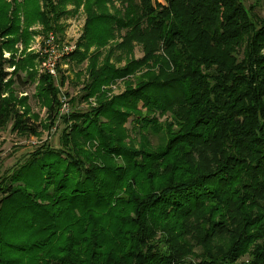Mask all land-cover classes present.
Wrapping results in <instances>:
<instances>
[{
  "label": "trees",
  "instance_id": "obj_1",
  "mask_svg": "<svg viewBox=\"0 0 264 264\" xmlns=\"http://www.w3.org/2000/svg\"><path fill=\"white\" fill-rule=\"evenodd\" d=\"M102 1L0 0V66L13 67L0 77L23 92L18 72L37 55L16 62L17 45H29L35 24L62 35L69 6L87 16L77 55L90 60L85 99L145 68L0 181V264H264V15L245 0H121L113 13ZM116 36L109 54L137 41L143 57L120 71L107 55L96 68ZM58 71L44 72L48 93L36 91L59 108L68 94ZM151 111L169 115L161 123ZM158 128L165 143L126 147L129 132Z\"/></svg>",
  "mask_w": 264,
  "mask_h": 264
},
{
  "label": "rangeland",
  "instance_id": "obj_2",
  "mask_svg": "<svg viewBox=\"0 0 264 264\" xmlns=\"http://www.w3.org/2000/svg\"><path fill=\"white\" fill-rule=\"evenodd\" d=\"M245 3L246 6L255 4L256 12L259 15H264V0L258 2L256 0H245ZM101 4L109 8V13L113 11L112 9L120 10L126 6V3L121 0H104ZM68 9L67 15L61 19L64 30L60 36H62V40L65 43L73 47V50L61 61L60 76L63 79L55 84L63 94L67 92L68 95L65 96L68 99L69 111L61 113V105L58 108L57 99L51 105L50 99L44 98L45 91H36V88H39V90L42 88H49L50 90L51 88L50 83L49 85L44 82V79H47V77L42 70L41 60L37 52L41 39L46 35L43 33L40 24H35L31 27L33 35L29 45L23 47L21 44H18L16 47L17 51L14 52V60L16 62L29 54L37 55V59L34 60L31 68L25 67L18 72L23 80H28V84L25 87L26 92H23L22 87L15 82L14 76H8L7 79H4L3 76L0 77V114H3L2 121L0 122L1 182H5L7 179L10 181L13 178L12 171L15 165L19 164L20 160H23L32 150L39 149L40 147H58L59 138L70 133L73 124L84 123V120L88 122V118L94 116L102 101L108 102L111 98L123 92L127 86H133L132 82L135 76L145 70V68L140 70L137 67L131 72L132 74H128L124 78L114 81L112 84L102 85L99 95L90 96L85 99L83 94L88 90L85 84L87 83V75L90 69V60L87 58L81 60L77 55L84 50V46H79V44L87 16L83 5H80L76 9L69 6ZM125 32L126 29H122L117 34L125 36ZM120 42H122L121 36H116L113 41L110 40L108 45L101 48V52L97 55L96 68L103 65L107 55L110 56L108 60L109 65L118 68L120 71L129 66L130 62L140 61L145 51L141 43L137 41L132 42V47L129 50L125 45L122 49L115 50L114 53L111 52L109 54L108 50L112 45L114 46ZM97 50V47L91 46L89 54L93 55ZM127 50L129 53H127ZM10 56L11 53L3 52L2 58L7 59ZM118 57H120V60H117ZM12 72L13 67L9 65L5 67L0 66L1 74H11ZM46 92L48 93L47 89ZM103 96L104 99H102ZM148 114L162 123L165 121L166 116L169 115V112L161 114L158 111H151ZM24 117H29L31 123L37 126L36 133L23 129L22 119ZM129 126V123L125 125L126 128ZM150 132L149 135L145 134L146 136L143 135L142 137L137 133L136 136L134 133L130 135L131 132H129L127 135L135 140L129 145L130 142L126 138V147L140 148L141 141L146 137L153 144L159 142L165 143L167 133L162 131V129L158 128L157 130H150ZM148 149L154 150L155 148L152 146Z\"/></svg>",
  "mask_w": 264,
  "mask_h": 264
},
{
  "label": "built area",
  "instance_id": "obj_3",
  "mask_svg": "<svg viewBox=\"0 0 264 264\" xmlns=\"http://www.w3.org/2000/svg\"><path fill=\"white\" fill-rule=\"evenodd\" d=\"M73 50V47L65 43L62 38L55 32H48L42 39L37 49L38 56L41 60L42 70L57 79L59 76L58 69L61 61ZM69 103L66 96L61 98V113L69 111Z\"/></svg>",
  "mask_w": 264,
  "mask_h": 264
}]
</instances>
